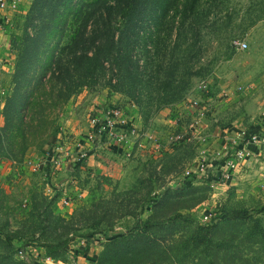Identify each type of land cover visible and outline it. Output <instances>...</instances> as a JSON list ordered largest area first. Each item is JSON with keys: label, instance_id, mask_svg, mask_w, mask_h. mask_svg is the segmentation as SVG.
Instances as JSON below:
<instances>
[{"label": "rangeland", "instance_id": "rangeland-1", "mask_svg": "<svg viewBox=\"0 0 264 264\" xmlns=\"http://www.w3.org/2000/svg\"><path fill=\"white\" fill-rule=\"evenodd\" d=\"M5 1L0 15V229L24 235L13 244L22 246L37 264H114L101 261L104 237H89V230L78 221L80 214L100 202L110 205L114 225L111 229L103 227L110 237L120 235L134 224L133 217L123 216L126 210L136 214L142 200L158 198L167 187L172 194L169 202L200 201L179 213L201 225H205V216L209 220L221 219L217 223L218 229L222 228L221 244L231 248L224 249L219 264H264V142L258 156L247 159L231 182L211 186L207 181H188L185 177V172L192 171L203 159L216 161L215 154L223 142L238 130L255 129L264 136V0L201 1L199 9L204 16L198 49L183 53L185 59L175 72L178 87L187 80L184 72L192 75L180 101L165 106H158L161 92L154 94L151 104L141 106L124 93L111 92L109 70L94 82H87L64 103L50 106V98L56 95L53 83L48 81L50 71L39 80L49 51L38 63L31 61L23 82L29 84L17 92L16 79L23 75L20 67L24 63L20 39L34 0ZM233 41L248 46L244 51L236 50L231 45ZM54 43L55 38L50 46ZM172 47V37L162 43L164 71L172 68ZM189 58L192 60L185 64ZM43 81L46 83L40 87ZM112 83H116L115 78ZM45 91L48 93L42 96ZM31 92L29 100L44 98L48 102L42 105L44 113L36 114V109L25 113L30 129L26 128L23 147L19 149L21 136L3 132L5 108L10 98L20 100V96ZM203 93L209 98L201 103ZM114 96L116 101L110 104ZM120 97L123 101L119 104ZM199 104H204V109L195 115ZM109 106L122 109L131 126L132 111L140 119L137 128L132 126L135 136H130L125 148L113 149L116 145L108 142H86L88 134L95 130L94 121ZM52 133L55 137L48 155L42 148H47L45 143ZM186 134L183 140L176 139ZM183 187L185 192L181 194L177 188ZM128 203L129 209L117 210ZM47 204L55 217L70 220L77 228L70 231L67 249L58 258L47 257L43 247L28 241L43 240L39 231L30 234L39 228L41 220L31 216L43 210L40 205ZM143 206L140 218L145 220L152 206ZM237 212L245 213L246 218L230 221L229 215ZM81 240L84 245H77ZM43 257L50 260L39 262ZM15 259L26 260L18 251Z\"/></svg>", "mask_w": 264, "mask_h": 264}, {"label": "trees", "instance_id": "trees-1", "mask_svg": "<svg viewBox=\"0 0 264 264\" xmlns=\"http://www.w3.org/2000/svg\"><path fill=\"white\" fill-rule=\"evenodd\" d=\"M201 1L34 0L26 30L20 39L23 42L20 56L24 63L20 67L23 75L16 77V91L20 92L22 87L28 86V82L25 86L23 82L31 61L38 63L39 58L49 51L47 66L43 72L41 69L39 80L50 71L48 81L54 85L52 91L56 89V95L50 98V106L64 103L87 82H94L108 70L111 75L108 78L111 92L128 95L138 106L142 103L151 104L156 98L154 94L160 92L162 96L157 98L158 106L176 103L182 98L192 75L184 72L187 80H183L182 86L178 87L175 72L179 71L180 64L185 59L183 53L198 49L197 38L202 30L201 18L204 16L199 9ZM169 37H172L173 46L172 68L164 71L161 65L164 59L161 46ZM53 38L55 43L50 46ZM191 60L189 58L185 64ZM114 78L116 83H112ZM45 83L43 81L39 86L43 87ZM46 92L41 95L44 96ZM31 96L32 92L20 96V100L10 98L5 108L3 132L12 131L21 136L19 149L23 147L26 128L30 129L25 113H29L31 109L39 110L36 114L44 113L45 107L42 105L48 102L44 98L29 100ZM201 97L206 101L209 95L203 93ZM38 121L43 120L40 118ZM248 134L250 133L247 132ZM54 137L55 133H52L45 143L47 148H42L48 155L52 153L49 145ZM11 147L14 151V146ZM192 179L194 178H187L188 181ZM177 189L181 194L185 192L184 187ZM169 191L166 187L158 198L142 200L136 214L126 210L123 216L133 217L134 224L123 234L113 237L103 227L111 229L114 225L110 205L100 202L80 214L78 221L85 226L84 229L89 230V237L93 239L98 234L104 237L101 261L110 260L114 264L220 263L225 255L224 249L231 248V245L221 244L222 228L218 229L220 224H217L221 219L209 220L205 225L199 224L179 211L194 207L200 201L193 200L190 204L181 200L169 202L172 197ZM191 198L192 196L187 200ZM144 203L152 206V213L142 220L140 216L144 211ZM49 204L40 205L43 210L31 216L41 217V220L39 228H34L30 234L39 231L43 240L31 238L28 241H34L43 247L47 257L58 258L67 249L70 231H76L77 228L70 220L55 217L48 209ZM129 204L119 206L117 210L129 209ZM242 218H246V214L242 212L228 217L230 221ZM23 236L18 232H3L0 229V264H34L28 258L25 262L15 259V252L23 248L16 247L13 241L20 240Z\"/></svg>", "mask_w": 264, "mask_h": 264}, {"label": "built area", "instance_id": "built-area-1", "mask_svg": "<svg viewBox=\"0 0 264 264\" xmlns=\"http://www.w3.org/2000/svg\"><path fill=\"white\" fill-rule=\"evenodd\" d=\"M5 7L6 1L0 0V12ZM232 46L236 50L244 51L248 45L244 42L233 41ZM202 88L205 89V86ZM195 109L198 114L202 112L200 106H197ZM122 111V109L116 106L106 107L102 112L101 118L94 121L95 130L91 134H88L86 142L95 144L101 142L114 143L113 145H116L115 149L127 147L130 142V136H135V133L132 126L125 120V115ZM247 132L250 134L247 135ZM259 135L255 129L251 131L246 129L238 130L233 137L223 142L220 150L215 154L216 161L209 162L203 159L192 171L185 172L186 179L198 178L201 181L205 180L209 182L211 186L235 180L245 161L258 156L261 152L264 137ZM187 136L188 134L181 135L176 139L183 140ZM209 219L208 216L204 217L205 222H208ZM84 243L81 240L77 245L82 246ZM18 255L22 258L31 259L34 264H37L33 258L28 256V251L19 250ZM49 260V258L43 257L38 261L45 263Z\"/></svg>", "mask_w": 264, "mask_h": 264}, {"label": "crops", "instance_id": "crops-1", "mask_svg": "<svg viewBox=\"0 0 264 264\" xmlns=\"http://www.w3.org/2000/svg\"><path fill=\"white\" fill-rule=\"evenodd\" d=\"M0 15H1V12H0ZM1 42H2V40H1ZM2 52H4V46H3V50H2ZM119 99V104H120V102H121V100L123 101V98L122 97H120V98H118ZM117 99V100H118ZM200 101H202L201 103H204V102H206V101H204L203 99H202V97L200 96ZM116 101V97L114 96V97H112L111 99H110V104H113L114 102ZM199 106H200V108L202 109V111H203V109H204V104H199ZM126 114H129V113H127L126 112ZM131 116L129 117L130 118V124H132V126H134V127H138V125L140 124V119L135 115V113L132 111L131 112ZM198 114V112H195V115H197ZM235 135V133H233L232 134V137ZM262 137H264V136H262ZM263 146H264V143H263ZM113 149H115V148H113ZM220 150V149H219ZM91 156V155H90Z\"/></svg>", "mask_w": 264, "mask_h": 264}]
</instances>
